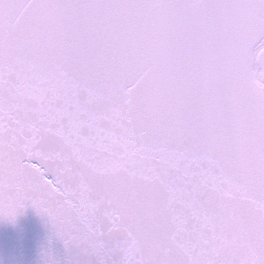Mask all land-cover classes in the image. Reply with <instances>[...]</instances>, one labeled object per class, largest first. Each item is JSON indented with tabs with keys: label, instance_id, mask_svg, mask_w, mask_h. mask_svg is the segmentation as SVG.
I'll return each instance as SVG.
<instances>
[{
	"label": "snow or ice",
	"instance_id": "6c2138e0",
	"mask_svg": "<svg viewBox=\"0 0 264 264\" xmlns=\"http://www.w3.org/2000/svg\"><path fill=\"white\" fill-rule=\"evenodd\" d=\"M44 264H264V0H0V217Z\"/></svg>",
	"mask_w": 264,
	"mask_h": 264
},
{
	"label": "water",
	"instance_id": "95a60500",
	"mask_svg": "<svg viewBox=\"0 0 264 264\" xmlns=\"http://www.w3.org/2000/svg\"><path fill=\"white\" fill-rule=\"evenodd\" d=\"M45 251L66 255L47 216L29 205L14 220L0 217V264H44Z\"/></svg>",
	"mask_w": 264,
	"mask_h": 264
}]
</instances>
